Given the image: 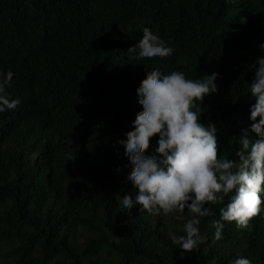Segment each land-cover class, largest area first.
I'll list each match as a JSON object with an SVG mask.
<instances>
[{
    "label": "trees",
    "instance_id": "16d2710c",
    "mask_svg": "<svg viewBox=\"0 0 264 264\" xmlns=\"http://www.w3.org/2000/svg\"><path fill=\"white\" fill-rule=\"evenodd\" d=\"M146 27L170 57L129 58ZM261 44L264 0H0V72L15 74L6 91L21 100L0 113V264H264V205L250 230L225 222L217 241L212 221L228 197L206 204L205 242L191 253L171 239L186 235L187 213L126 212L123 196L136 190L116 144L143 110L146 72H216L201 122L216 125L218 154L238 159Z\"/></svg>",
    "mask_w": 264,
    "mask_h": 264
},
{
    "label": "clouds",
    "instance_id": "9594fccd",
    "mask_svg": "<svg viewBox=\"0 0 264 264\" xmlns=\"http://www.w3.org/2000/svg\"><path fill=\"white\" fill-rule=\"evenodd\" d=\"M246 21V17L240 18L241 24ZM259 47L264 49V44ZM128 53L131 60L163 59L172 55L173 48L146 27L142 39ZM251 67L255 69V79L250 93L255 103L250 109L251 127L239 137V150L235 152L238 159L220 156L216 125L201 122V105L206 97L218 92L216 72L196 80L186 78L183 71L146 72L136 89L143 110L137 113L126 139L116 141L124 147L129 161L124 167L131 168L125 183L131 182L136 190L135 199L130 194L123 196V208L130 214L139 206L140 212L151 217L187 213L183 229L186 235L171 238L182 253L198 250L205 242L206 234L199 227L201 218L213 215L206 204H223L228 197V203L220 209V219L212 221L217 241L223 239L225 222L250 230V221L262 211L264 57L257 58ZM14 75L11 70L0 72V113L15 110L21 103L19 97L13 99L6 91ZM155 136H159L158 147L146 154ZM67 159L73 161L75 156L69 153ZM234 264L251 261L239 256Z\"/></svg>",
    "mask_w": 264,
    "mask_h": 264
},
{
    "label": "rangeland",
    "instance_id": "374dc122",
    "mask_svg": "<svg viewBox=\"0 0 264 264\" xmlns=\"http://www.w3.org/2000/svg\"><path fill=\"white\" fill-rule=\"evenodd\" d=\"M160 218H161V217H160ZM157 220L160 221V222H164V224H165L166 226H168V224H166L168 219L165 218V219H157Z\"/></svg>",
    "mask_w": 264,
    "mask_h": 264
}]
</instances>
